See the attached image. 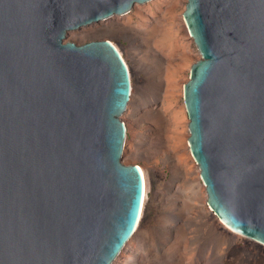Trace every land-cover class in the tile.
Masks as SVG:
<instances>
[{"label": "water", "instance_id": "1", "mask_svg": "<svg viewBox=\"0 0 264 264\" xmlns=\"http://www.w3.org/2000/svg\"><path fill=\"white\" fill-rule=\"evenodd\" d=\"M150 0H0V264H111L142 210L121 161L130 96L108 40L71 30ZM201 59L183 87L207 203L264 245V0H187Z\"/></svg>", "mask_w": 264, "mask_h": 264}, {"label": "rangeland", "instance_id": "2", "mask_svg": "<svg viewBox=\"0 0 264 264\" xmlns=\"http://www.w3.org/2000/svg\"><path fill=\"white\" fill-rule=\"evenodd\" d=\"M186 3L135 4L64 39L108 40L129 71L121 161L142 169L145 194L137 227L111 264H264V245L230 230L208 206L189 149L183 87L201 55L183 19Z\"/></svg>", "mask_w": 264, "mask_h": 264}, {"label": "bare ground", "instance_id": "3", "mask_svg": "<svg viewBox=\"0 0 264 264\" xmlns=\"http://www.w3.org/2000/svg\"><path fill=\"white\" fill-rule=\"evenodd\" d=\"M171 37V36H170ZM138 169L140 171V174L142 175V179H143V194H142V203H143V200H144V194H145V182H144V176H143V171L142 169L138 166Z\"/></svg>", "mask_w": 264, "mask_h": 264}]
</instances>
